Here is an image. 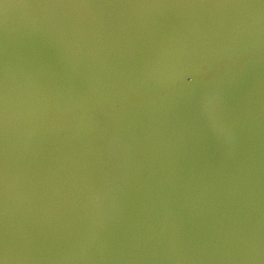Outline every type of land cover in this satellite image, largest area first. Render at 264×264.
I'll use <instances>...</instances> for the list:
<instances>
[{"label":"water","instance_id":"obj_1","mask_svg":"<svg viewBox=\"0 0 264 264\" xmlns=\"http://www.w3.org/2000/svg\"><path fill=\"white\" fill-rule=\"evenodd\" d=\"M0 264H264V0H0Z\"/></svg>","mask_w":264,"mask_h":264}]
</instances>
